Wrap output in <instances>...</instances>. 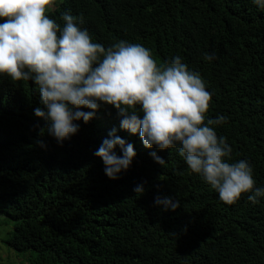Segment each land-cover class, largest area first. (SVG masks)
Listing matches in <instances>:
<instances>
[{
  "label": "trees",
  "instance_id": "1",
  "mask_svg": "<svg viewBox=\"0 0 264 264\" xmlns=\"http://www.w3.org/2000/svg\"><path fill=\"white\" fill-rule=\"evenodd\" d=\"M52 6L49 18L63 26L65 12L82 17L79 26L106 49L119 41L139 44L158 66L180 56L211 94L205 123L227 118L215 131L232 148L229 162L247 160L255 187L264 188V9L253 0ZM206 53L216 58L205 60ZM38 107L45 106L34 81L0 75V216L12 222L11 249L33 252V264H264V197L253 204L244 193L224 203L188 168L179 144L146 148L138 132L120 128L112 106L101 103L88 123L75 121L78 132L62 144L35 116ZM113 129L136 153L115 180L94 155ZM115 153L122 155L119 146ZM137 185L143 194L133 191ZM158 197L179 207L165 211Z\"/></svg>",
  "mask_w": 264,
  "mask_h": 264
},
{
  "label": "clouds",
  "instance_id": "2",
  "mask_svg": "<svg viewBox=\"0 0 264 264\" xmlns=\"http://www.w3.org/2000/svg\"><path fill=\"white\" fill-rule=\"evenodd\" d=\"M54 2L0 0L4 20L0 75L11 81H34L45 106L34 109V114L47 121L49 135L62 144L78 132L75 121L88 123L103 103L115 108L121 129L139 133L146 148L164 150L179 144L188 168L201 175L224 203L231 205L244 193H250L247 198L253 204L264 197V188L255 187L251 164L229 162L232 148L215 131L227 118L221 115L205 123L211 94L199 73L190 71L180 56L158 66L139 44L119 41L106 49L79 26L82 17L65 12L63 26L49 18L46 13ZM253 3L264 9V0ZM215 58V53L205 54V60ZM94 155L103 161L106 176L115 180L131 166L136 153L113 129ZM151 155L165 165L162 157ZM133 191L143 194L144 189L137 185ZM155 203L164 205L165 211L179 207V201L170 197H158Z\"/></svg>",
  "mask_w": 264,
  "mask_h": 264
},
{
  "label": "rangeland",
  "instance_id": "3",
  "mask_svg": "<svg viewBox=\"0 0 264 264\" xmlns=\"http://www.w3.org/2000/svg\"><path fill=\"white\" fill-rule=\"evenodd\" d=\"M51 9H53V6L49 7L48 10ZM12 230V222L5 217L0 216V264H33V252L28 251L25 253H19L7 245Z\"/></svg>",
  "mask_w": 264,
  "mask_h": 264
}]
</instances>
